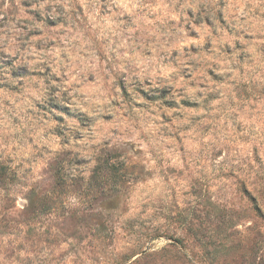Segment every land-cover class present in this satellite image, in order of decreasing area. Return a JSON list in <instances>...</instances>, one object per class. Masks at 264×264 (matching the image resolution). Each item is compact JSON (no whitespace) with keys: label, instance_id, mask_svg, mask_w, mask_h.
Instances as JSON below:
<instances>
[{"label":"rangeland","instance_id":"rangeland-1","mask_svg":"<svg viewBox=\"0 0 264 264\" xmlns=\"http://www.w3.org/2000/svg\"><path fill=\"white\" fill-rule=\"evenodd\" d=\"M0 264H264V0H0Z\"/></svg>","mask_w":264,"mask_h":264}]
</instances>
